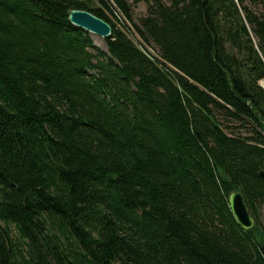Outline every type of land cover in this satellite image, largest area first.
<instances>
[{"label":"trees","instance_id":"16d2710c","mask_svg":"<svg viewBox=\"0 0 264 264\" xmlns=\"http://www.w3.org/2000/svg\"><path fill=\"white\" fill-rule=\"evenodd\" d=\"M257 6L0 0V264H264Z\"/></svg>","mask_w":264,"mask_h":264},{"label":"water","instance_id":"95a60500","mask_svg":"<svg viewBox=\"0 0 264 264\" xmlns=\"http://www.w3.org/2000/svg\"><path fill=\"white\" fill-rule=\"evenodd\" d=\"M69 23L77 28H80L90 35L105 40L111 35L110 25L102 19L92 15L89 12L81 10H69L67 12ZM101 49V48H100ZM106 52V50L101 49ZM262 87V85L260 84ZM263 88V87H262ZM264 89V88H263ZM258 177L264 183V172L260 171ZM229 209L236 220L237 224L245 231L250 230L254 226V220L250 216L242 194L240 191H233L228 196Z\"/></svg>","mask_w":264,"mask_h":264},{"label":"rangeland","instance_id":"374dc122","mask_svg":"<svg viewBox=\"0 0 264 264\" xmlns=\"http://www.w3.org/2000/svg\"><path fill=\"white\" fill-rule=\"evenodd\" d=\"M128 2H133V0H128ZM253 10L254 11H257V12H262V13H264V7L262 6H257V7H255V8H253ZM108 14V13H107ZM146 15V6L143 4V3H138V4H135L134 6H133V15H132V17H133V20L136 22L140 17H143V16H145ZM108 16H109V18L111 19V20H113V18H112V16L111 15H109L108 14ZM90 35V34H89ZM90 37H91V39H92V41H93V43H94V45L95 46H97V47H99V48H101V49H103V50H105V43H104V40H101V39H99L98 37H95V36H93V35H90ZM264 80H262L261 82H260V84L262 85V82H263ZM263 87V86H262ZM264 88V87H263ZM258 218H259V222H260V225H261V228H263L264 229V204H262L261 206H259V208H258Z\"/></svg>","mask_w":264,"mask_h":264},{"label":"bare ground","instance_id":"6f19581e","mask_svg":"<svg viewBox=\"0 0 264 264\" xmlns=\"http://www.w3.org/2000/svg\"><path fill=\"white\" fill-rule=\"evenodd\" d=\"M262 86L264 87V81L262 82Z\"/></svg>","mask_w":264,"mask_h":264}]
</instances>
